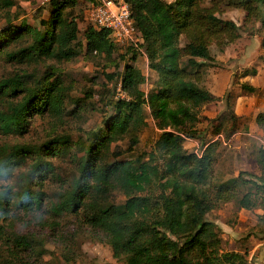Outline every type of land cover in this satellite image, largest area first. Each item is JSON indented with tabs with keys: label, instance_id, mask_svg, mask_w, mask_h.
I'll return each instance as SVG.
<instances>
[{
	"label": "trees",
	"instance_id": "16d2710c",
	"mask_svg": "<svg viewBox=\"0 0 264 264\" xmlns=\"http://www.w3.org/2000/svg\"><path fill=\"white\" fill-rule=\"evenodd\" d=\"M76 1L49 0L45 30L26 26L8 40H0V47H4L10 39L27 41L22 37L24 31L29 34L28 43L6 51L7 60L45 65L48 59L61 63L75 58L80 52L78 23L67 9ZM125 1L143 40L140 50L123 46L125 53L132 52V62L143 54L157 78L153 87L144 91L140 87L146 80L144 73L131 63L123 66L118 79L121 94L106 101L112 114L103 128L90 132L88 146H80L84 154L73 157L79 176L52 208L71 213L82 211L90 228L104 236L113 256L122 258L124 264H247L245 253L222 250L219 230L207 214L229 201H235L243 209L264 204V146L258 148L255 158L260 174L241 171L224 183L211 181L215 149L221 140L203 143L197 122L201 107L220 97L201 85L204 73L200 69L207 65L206 61H210L209 65L213 62L212 45L221 52L241 38L242 30L249 36H261L264 48V0ZM11 4V0H0L4 8ZM229 9L244 12L241 25L221 17ZM257 22L259 28L254 26ZM84 38L85 52L89 55H102L110 60L122 50L113 42L108 29L95 27L91 22L84 30ZM58 71V66L47 63L43 73L22 68L0 77L2 134L23 135L34 115L61 122L67 119L66 115L77 121L85 120L82 101L70 97V86ZM256 73L255 67L246 68L241 77ZM240 87L254 91L245 82ZM228 98L229 94L225 96ZM144 106L160 133L146 159L121 158L125 150L132 151L146 125ZM226 107L214 118L204 117L212 126V133L222 135L224 141L236 133L240 119L229 103ZM255 122L264 133V112L256 114ZM124 137L128 138L127 148L111 153V143ZM190 138L202 141L199 153L183 147V142ZM72 144L69 134H51L36 147L0 146L2 177L9 175L21 161L16 162L15 158L33 159L24 176L27 183L15 193L19 194L17 207L26 212L40 207L43 200L40 189L36 193L32 187L40 188L54 170L45 155L63 151ZM111 155L113 158H109ZM240 188L244 191L239 195ZM114 191L125 197L123 203L109 200ZM10 194L11 188L0 189L3 213L11 206ZM12 237L20 246L37 253V242L31 236L15 232ZM0 264L49 263L22 259L12 253Z\"/></svg>",
	"mask_w": 264,
	"mask_h": 264
},
{
	"label": "rangeland",
	"instance_id": "374dc122",
	"mask_svg": "<svg viewBox=\"0 0 264 264\" xmlns=\"http://www.w3.org/2000/svg\"><path fill=\"white\" fill-rule=\"evenodd\" d=\"M8 8L0 6V40L9 39L22 27L45 30L46 21L49 17V0H11ZM90 0H77L76 4L67 9L78 23V41L80 42L79 54L67 61L57 63L49 60L54 66H58L60 77L70 86V97L79 98L84 106L85 120L80 121L66 115L67 119L56 121L51 117L34 115L30 121L29 129L23 135H4L0 132V146L11 147L20 145L24 147H36L46 141L51 134H69L73 144L53 155H45V159L53 165V175H49L44 184L39 188L33 186L32 190L42 195L39 208L24 211L17 207L18 193L25 181V173L32 165L31 156L14 160L19 163L14 166L5 177L0 176V189L11 188V206L8 212L3 213L0 208V261L12 253L30 261H45L49 264H124L122 258L113 256L110 245L104 236L90 228L84 219L82 211L77 213L67 212L64 209L53 210L54 204L60 201L61 195L74 179L78 178L79 172L73 162V157L84 154L88 146V138L91 131L104 127V122L112 109L106 101L115 99L119 92L118 79L127 63L133 64L146 75L147 81L142 84L144 91H149L157 78L154 71H150L145 56L137 55L135 62L131 61V51L125 53L124 47L116 52L112 59L106 60L102 55H89L85 52L84 30L90 24ZM207 3L208 0H205ZM223 18H232L241 23V13L220 14ZM231 19V20H232ZM241 25V24H240ZM259 22L254 26L257 28ZM241 40L231 44L229 48L218 51L214 45L210 47V53L214 60L206 61L200 69L204 73L201 85L211 87L218 92L220 99L210 102L201 107L200 120L197 128L202 132L203 143L220 139L215 149V161L211 171V181L224 183L230 178H235L239 172L260 174V168L255 158L259 147L264 146V133L254 122V115L262 108L264 103V48L246 31L242 30ZM10 39L4 47H0V77L8 76L24 68L31 72L37 69L39 73L46 70L45 65H26L9 61L5 57L8 50L17 49L30 40L28 32L24 31L22 39ZM18 42V43H17ZM17 43V44H16ZM255 67L257 72L254 76L241 77L246 68ZM224 80L226 81L224 84ZM247 83L254 91L241 89V83ZM87 93V96L85 95ZM229 94L226 100L225 96ZM230 104L235 111L242 116L236 127V135L233 134L227 141L222 135H214L212 126L205 118H214L226 105ZM71 108V107H70ZM146 125L139 133L138 143L131 152L125 149L128 146V138L112 142L110 152L124 151L121 158L136 159L147 158L160 131L149 115L148 108L144 106ZM264 112V111H262ZM77 121V122H76ZM251 121V123H250ZM250 126L252 130L246 131L244 127ZM102 130V129H101ZM224 135L223 132H221ZM202 141L199 138L186 139L183 147L189 152L201 151ZM109 158H113L111 155ZM111 160V159H110ZM244 190L239 189V195ZM13 194V195H12ZM109 200L116 204L124 202L125 197L118 191H114ZM53 207V208H52ZM207 218L214 221L221 237V248L224 251H236L245 253L247 264H260L263 262L264 252L260 240L264 238V204L252 209L239 208L235 201L221 203L216 209L207 214ZM31 236L37 242V253L20 246L12 237V233ZM41 239L39 246L38 240ZM263 252V253H262ZM263 255V256H262ZM39 256V258H38Z\"/></svg>",
	"mask_w": 264,
	"mask_h": 264
},
{
	"label": "built area",
	"instance_id": "2783aa9c",
	"mask_svg": "<svg viewBox=\"0 0 264 264\" xmlns=\"http://www.w3.org/2000/svg\"><path fill=\"white\" fill-rule=\"evenodd\" d=\"M89 3L91 8L89 20L92 25L108 29L117 46L130 45L140 50L142 36L125 0H90Z\"/></svg>",
	"mask_w": 264,
	"mask_h": 264
},
{
	"label": "crops",
	"instance_id": "0c3cea01",
	"mask_svg": "<svg viewBox=\"0 0 264 264\" xmlns=\"http://www.w3.org/2000/svg\"><path fill=\"white\" fill-rule=\"evenodd\" d=\"M168 1H170V0H168ZM231 11H237V12H239V13H241V15H242V17H241V23H237L234 19H232V18H229V19H232L236 24H238V25H240V24H242V21H243V18H244V12L242 11V10H239V9H229V10H227V11H225L226 13H231ZM224 12V13H225ZM223 13V14H224ZM260 25V24H259ZM257 28H259V26L257 25ZM253 38H255V40L258 42V45L260 46V42H261V36H259L258 34H255L254 36H252ZM241 38H243V37H241ZM241 38H239V39H237L235 42H237L238 40H241ZM234 42V43H235ZM231 44H233V43H231ZM231 44H229L228 46H226L225 48L227 49V48H229V46L231 45ZM146 58V57H145ZM250 67V66H249ZM150 70V69H149ZM150 71H152V70H150ZM260 71V70H259ZM258 71V72H259ZM257 72V73H258ZM148 74V72H146V73H144V75L146 76ZM251 76H254V75H251ZM147 77V76H146ZM147 81V78H146V80H145V82ZM225 80H224V84H225ZM141 86H142V84H141ZM140 86V87H141ZM209 91H211L214 95H216V96H219V94H218V92H216V91H214V90H212L211 89V87H210V89H209V87H206ZM141 89L142 90H144L142 87H141ZM235 111V110H234ZM262 111H264V103H262V108H260V110H258L257 111V114L259 113V112H262ZM235 113L237 114V115H239V116H242V114L240 113V112H238L237 113V111H235ZM255 116H256V114L254 115V118H252V120L254 119L255 120ZM255 122V121H254ZM250 123H251V121H250ZM244 128H246L245 130L246 131H251L252 130V128L250 127V126H247V127H244ZM236 132H238V131H236ZM235 135H236V133H235ZM260 242V245L262 246V249L261 250H263V252H264V238L262 239V240H260L259 241ZM262 252V253H263ZM263 256V255H262ZM260 264H264V258H263V262H261Z\"/></svg>",
	"mask_w": 264,
	"mask_h": 264
}]
</instances>
